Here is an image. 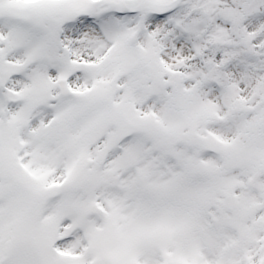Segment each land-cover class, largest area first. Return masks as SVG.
Returning a JSON list of instances; mask_svg holds the SVG:
<instances>
[{
    "label": "snow or ice",
    "instance_id": "snow-or-ice-1",
    "mask_svg": "<svg viewBox=\"0 0 264 264\" xmlns=\"http://www.w3.org/2000/svg\"><path fill=\"white\" fill-rule=\"evenodd\" d=\"M0 264H264V0H0Z\"/></svg>",
    "mask_w": 264,
    "mask_h": 264
}]
</instances>
